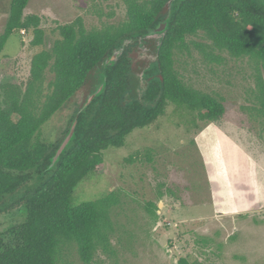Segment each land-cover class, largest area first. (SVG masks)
I'll return each mask as SVG.
<instances>
[{
    "label": "trees",
    "instance_id": "trees-1",
    "mask_svg": "<svg viewBox=\"0 0 264 264\" xmlns=\"http://www.w3.org/2000/svg\"><path fill=\"white\" fill-rule=\"evenodd\" d=\"M29 0H11L0 52L9 36L32 32L34 45L45 44L40 18L24 15ZM126 17L114 26L87 31L80 19L58 27L51 46L30 63L27 91L8 86L0 105V214L24 209L25 219L0 233V264H59L75 248L90 263L97 251L108 252L114 230L112 209L119 193L111 190L93 200H76L77 188L101 174L104 151L120 148L136 128L151 125L169 104L196 112L202 120H219L224 104L210 93L188 86L175 69L174 51L189 36L204 34L232 57L249 56L264 63V0H125ZM166 22L162 33L153 34ZM121 50L115 61L106 63ZM146 51L152 58L142 57ZM54 79L43 101L40 84L47 67ZM104 82L100 94L80 110L88 94ZM142 83V92L138 93ZM61 136L41 137L52 116L75 103ZM73 139L50 167L74 118ZM151 149L136 151L127 160L151 161ZM158 216L157 205L148 203ZM177 264H218L190 262Z\"/></svg>",
    "mask_w": 264,
    "mask_h": 264
},
{
    "label": "rangeland",
    "instance_id": "rangeland-1",
    "mask_svg": "<svg viewBox=\"0 0 264 264\" xmlns=\"http://www.w3.org/2000/svg\"><path fill=\"white\" fill-rule=\"evenodd\" d=\"M11 0H0V35ZM125 0H29L24 15L35 14L44 29V45L32 32L12 33L0 52V105L8 86L27 91L32 57L51 46L58 27L80 19L87 31L121 23ZM142 57L152 58L146 51ZM175 69L191 87L218 98L225 107L219 120L166 107L151 125L134 129L120 147L104 151L101 174L81 184L76 200H93L114 190V230L110 251H97L90 263L69 249L59 264H264V63L249 56L232 57L204 34L186 38L174 51ZM54 73L47 67L33 93L43 101ZM143 84H139L138 93ZM75 103L52 116L41 137L56 141ZM151 149L152 159L128 161L136 151ZM148 203L157 205L158 216ZM24 209L0 214V233L24 221Z\"/></svg>",
    "mask_w": 264,
    "mask_h": 264
},
{
    "label": "water",
    "instance_id": "water-1",
    "mask_svg": "<svg viewBox=\"0 0 264 264\" xmlns=\"http://www.w3.org/2000/svg\"><path fill=\"white\" fill-rule=\"evenodd\" d=\"M167 23L166 22H162L159 23L158 27L152 32L153 34H157V33H162L165 28H166ZM121 52V50H117L113 53L112 57H110L109 59L106 60V63H110L112 61H115L117 56L119 55V53ZM104 87V82L101 83L94 92L90 93L87 95L85 102L83 103L82 107L80 110H84L90 103L91 101L95 98V96H97L98 94H100V92L102 91ZM77 123V118L75 117L67 131V133L65 134V136L63 137V139L61 140L54 156L51 159V165L50 167H52L56 161L59 159L60 155L63 153L64 149L66 148V146L70 143V141L73 139L74 137V133H75V126Z\"/></svg>",
    "mask_w": 264,
    "mask_h": 264
},
{
    "label": "built area",
    "instance_id": "built-area-1",
    "mask_svg": "<svg viewBox=\"0 0 264 264\" xmlns=\"http://www.w3.org/2000/svg\"><path fill=\"white\" fill-rule=\"evenodd\" d=\"M22 33H24L25 31L23 29H21Z\"/></svg>",
    "mask_w": 264,
    "mask_h": 264
}]
</instances>
